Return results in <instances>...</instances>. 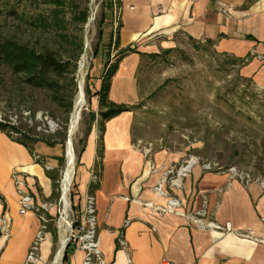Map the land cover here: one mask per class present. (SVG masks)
<instances>
[{
	"label": "crops",
	"instance_id": "0c3cea01",
	"mask_svg": "<svg viewBox=\"0 0 264 264\" xmlns=\"http://www.w3.org/2000/svg\"><path fill=\"white\" fill-rule=\"evenodd\" d=\"M116 4L120 15L115 28L112 8L111 34L115 39L118 36L117 51L135 49L120 61L112 79L110 99L116 103H136L142 55L151 44L164 41L169 45L179 36L213 40L218 52L245 58L243 72L255 81L264 71V0H116ZM135 122L134 110L108 120L100 157L96 119L76 170L81 208L92 173L100 170L98 188L92 193L103 264H264V187L260 180L245 182L229 170L216 172L194 165L181 187L170 194L162 180L164 168L148 155ZM15 170L34 184L35 202L52 198L53 184L45 166L0 129V213L4 218L0 264H24L40 227L34 212H19ZM157 187L163 194L156 192ZM171 197L180 201L177 210L169 208ZM202 210V219L212 225L200 226L194 220ZM226 223L231 230L223 229ZM84 256L73 244L64 264H83ZM41 258L42 248L37 264Z\"/></svg>",
	"mask_w": 264,
	"mask_h": 264
},
{
	"label": "rangeland",
	"instance_id": "374dc122",
	"mask_svg": "<svg viewBox=\"0 0 264 264\" xmlns=\"http://www.w3.org/2000/svg\"><path fill=\"white\" fill-rule=\"evenodd\" d=\"M64 1L67 32L71 36L68 41L55 30H44L33 24L35 14L50 13L55 6L53 0H0V44L6 38H14L39 50L52 49L69 61L61 80L66 106L55 103L48 91L29 89L22 76L14 75L8 67H0V115L8 119L17 115L24 129L35 127L31 133L42 139L35 144V152L43 162L60 170L58 191L55 197L45 200L53 206L48 212V239L42 245L41 264L51 263L62 232L60 199L67 163L68 123L77 95L78 65L86 45V26L93 2ZM111 1L96 0L87 74V77L91 75L92 91L100 87V76L109 59L104 48L107 50L111 35ZM103 12L105 23L100 40ZM84 13L87 20H83ZM163 42L152 43L149 52L142 55L137 98L132 107L136 112V133L142 136L148 155L158 160V167L164 168L162 180L170 194L181 187L186 175L179 177L180 170L192 159H195L194 165L210 163L211 171L233 169L239 179L240 176L264 179V86L258 84L254 76L244 74V65L236 61L235 56L218 52L206 41L179 36L172 44ZM96 47L99 51L95 57ZM111 53L114 59L116 50L113 48ZM87 83V103L74 138L75 172L69 191V220L74 229L81 213V207H74L71 197L72 190H77L76 170L86 132L93 123L91 111H99L98 98L89 97ZM69 97L73 100L71 107L67 106ZM50 121L56 124L54 128L50 127ZM177 178L181 179L179 186L172 185ZM70 243L75 245L72 240Z\"/></svg>",
	"mask_w": 264,
	"mask_h": 264
},
{
	"label": "trees",
	"instance_id": "16d2710c",
	"mask_svg": "<svg viewBox=\"0 0 264 264\" xmlns=\"http://www.w3.org/2000/svg\"><path fill=\"white\" fill-rule=\"evenodd\" d=\"M55 6L51 9L50 13H37L33 16V24L44 30H55L57 31L61 38L68 41L71 39L70 34L67 32V18L65 13L64 0H53ZM113 8V0L110 2ZM83 20H87V14L84 13ZM105 23V12L102 13L101 24L99 28V38L101 40L103 34L102 25ZM192 41H196L189 38ZM209 44H214L213 40L206 41ZM107 52L109 59L105 64L104 72L101 74V86L98 90L92 91L89 85V79L91 75L87 77V92L89 97L97 96L99 111H91L92 121L96 119L99 121L100 137H99V155H103V133L105 130V123L118 116L122 112L134 110L132 106L116 103L110 99V89L112 85V79L118 69L120 61L131 52H135V49L130 47L123 50L117 51L118 36L114 38V34H111V39L107 44ZM116 50L114 59L111 58L112 49ZM99 48H95V57L98 54ZM236 61H241L245 65V58L235 57ZM8 67L14 75L22 76L23 81L29 89H42L50 93V98L57 103L59 106H66L65 96L63 95L61 84L62 78L65 76L69 61L64 60L56 54L52 49L39 50L32 47L26 43H22L14 38H6L0 44V67ZM73 100L69 97L67 106L71 107ZM92 125V124H91ZM91 125L89 126L86 137L89 135L91 130ZM66 128V127H65ZM0 129L5 132L12 140L24 145L31 153L32 157L37 163L45 166V162L40 158V156L35 152V144L42 139L37 137L36 133H31L36 128L27 127L24 129L22 121L18 120V125L11 123L8 117H2L0 120ZM18 134V136H15ZM49 146H54L53 143L47 142ZM83 150V149H82ZM81 150V152H82ZM63 159H61L62 163ZM60 163V164H61ZM58 168H53L51 170H46L47 175L52 180L53 193L52 197H55L58 191L60 182V173ZM98 185H92L90 190H96ZM71 197L73 199V205L80 207V195L77 190H72ZM78 221L74 225H77ZM72 244H68L63 261L64 264L68 257V251Z\"/></svg>",
	"mask_w": 264,
	"mask_h": 264
},
{
	"label": "built area",
	"instance_id": "2783aa9c",
	"mask_svg": "<svg viewBox=\"0 0 264 264\" xmlns=\"http://www.w3.org/2000/svg\"><path fill=\"white\" fill-rule=\"evenodd\" d=\"M113 10H114V27H118V17L120 15V9L116 4V0H113ZM114 48V47H113ZM0 120H2V116L0 115ZM11 123L14 125H18V116H10ZM50 121V127L52 128ZM56 126V124H55ZM54 128V127H53ZM18 136V134H15ZM190 162L188 163V165ZM195 162L192 164L191 168L194 166ZM205 170H212L213 167L210 163L203 165ZM46 170H51L49 164H45ZM191 168L181 175V170L179 173V177L187 175L190 172ZM229 171L233 172V169ZM234 173V172H233ZM100 170L95 169L92 173V185H98L100 181ZM241 179L245 182H250L254 179L250 178L249 176H240ZM13 179L16 185L18 194L20 196V214H27L28 212H34L40 220V227L36 233L35 239L33 240L24 264H37L41 257V248L42 244L47 240V228H48V212L53 206V203L49 201H42L40 203L35 202L34 195H33V188L34 184L29 182L25 175L20 173L18 170L13 172ZM180 179V178H177ZM176 179V180H177ZM176 180L172 181V185L179 186L176 183ZM260 183L264 187V179H259ZM156 192L158 194H163L160 187L156 188ZM180 201L175 198H170L169 201V208L170 209H178L180 207ZM205 215L204 210L198 213V217H194V220L200 226H210L212 222H208L202 219V216ZM264 221V218H263ZM4 224V218L0 213V228ZM221 228V227H220ZM225 230H231V224L226 223L223 226ZM70 240L75 243L79 248H81L85 252L83 264H103L101 258V251H100V238L98 233V224H97V217H96V197L91 190L85 195L84 206L81 208V213L79 216V221L76 225V229L71 230L70 233ZM131 262V260H129ZM165 264V263H162Z\"/></svg>",
	"mask_w": 264,
	"mask_h": 264
},
{
	"label": "bare ground",
	"instance_id": "6f19581e",
	"mask_svg": "<svg viewBox=\"0 0 264 264\" xmlns=\"http://www.w3.org/2000/svg\"><path fill=\"white\" fill-rule=\"evenodd\" d=\"M97 13V5L96 0L92 2V13L90 20L86 26V45L83 54L79 60L78 65V90L77 95L74 102L73 111L71 113V117L68 123V139H67V163L64 169V174L62 178V193H61V211H60V225L62 227V232L60 235V240L57 245L56 252L52 258L50 264H59L63 258V255L66 250V246L68 243V229L71 226V221L69 220V212L71 210V203L69 198V191L71 183L74 179V172H75V147H74V138L79 129L83 118V112L86 107L87 103V95H86V81H87V74H88V66H89V53L92 49V40H91V33H92V24L95 20V16ZM256 81L259 84L264 85V71L260 72L256 77ZM52 127L55 126V123L51 122ZM195 159L190 161V164L184 166L181 170V175L184 171H187L191 168L192 164L194 163ZM181 179H177L176 183L180 184Z\"/></svg>",
	"mask_w": 264,
	"mask_h": 264
},
{
	"label": "water",
	"instance_id": "95a60500",
	"mask_svg": "<svg viewBox=\"0 0 264 264\" xmlns=\"http://www.w3.org/2000/svg\"><path fill=\"white\" fill-rule=\"evenodd\" d=\"M61 200V199H60ZM71 227H73V226H71ZM73 229V228H72ZM69 241H70V237L68 238V243H67V246H68V244H69ZM67 246H66V248H67ZM65 255V254H64ZM64 255H63V258H64ZM62 258V259H63ZM60 264V263H59Z\"/></svg>",
	"mask_w": 264,
	"mask_h": 264
}]
</instances>
